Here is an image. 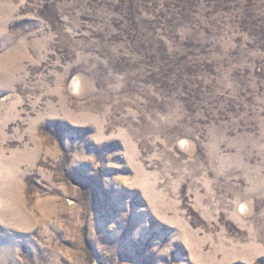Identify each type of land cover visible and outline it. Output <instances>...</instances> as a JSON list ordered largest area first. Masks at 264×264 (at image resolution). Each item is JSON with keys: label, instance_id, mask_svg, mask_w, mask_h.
Here are the masks:
<instances>
[{"label": "rangeland", "instance_id": "1", "mask_svg": "<svg viewBox=\"0 0 264 264\" xmlns=\"http://www.w3.org/2000/svg\"><path fill=\"white\" fill-rule=\"evenodd\" d=\"M0 264H264V0H0Z\"/></svg>", "mask_w": 264, "mask_h": 264}]
</instances>
